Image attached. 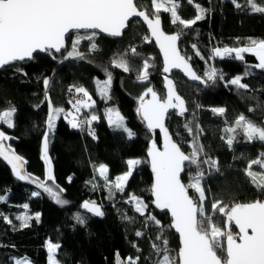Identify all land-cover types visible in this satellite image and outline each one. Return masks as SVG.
Here are the masks:
<instances>
[{
    "label": "trees",
    "instance_id": "trees-1",
    "mask_svg": "<svg viewBox=\"0 0 264 264\" xmlns=\"http://www.w3.org/2000/svg\"><path fill=\"white\" fill-rule=\"evenodd\" d=\"M195 2L211 11L206 12L204 19L197 21L191 28L183 29L179 42L180 53L186 58L191 57L189 63L198 75L203 77L204 73L215 68L221 69L224 79H217L215 83L208 81L207 86L200 87L188 84L180 75L173 73L176 90L185 100L189 111L184 116L171 113L167 128L182 151L190 153L193 136L189 135L184 124L193 119V113L196 114L195 123H199L203 129L198 144L203 145L205 153L216 159L219 166V172L212 169L209 175L206 171L205 180L202 181L206 190L204 207L214 219L222 222L223 218L218 213L211 212L213 201L231 205L259 197L245 169L251 158L264 152V142L255 140L249 143L238 131L230 147L221 137L227 138L224 129L242 113L264 125V70L249 67L257 64V59L251 54L244 53L242 61L229 57L221 59L214 56V49L245 46L250 39L264 40V14L237 10L231 0ZM178 12L183 19H192L197 15L195 3L189 5L187 0H181ZM160 16L166 33L176 34L182 28L170 22L169 13L162 12ZM144 36L148 34L143 25L133 20L120 40L96 34V52L89 51V41H81L79 50L86 55V59H63L61 54L57 59L46 54L35 55L31 61L9 65L0 72V111L11 106L17 109L13 128L0 124V131L10 137L3 143L27 161L25 172L42 182L47 179L41 159V144L47 132L49 112L44 80L47 78L50 81L47 95L53 106L66 111L72 110L67 102L68 88L83 86L95 104L88 111H82L80 116L94 113L99 117L91 125L95 129V139L88 134L87 125L85 130L73 129L63 117L57 120L53 131L49 133L48 154L55 183L47 181V184L54 191H57L56 185L64 189L59 193L61 199L69 202L64 206L57 204L35 183L18 180L11 165L0 157V196L7 197L6 202H0V264H12L10 257L24 256L30 258L33 264H46L48 241L61 244L58 258L63 264H114V254L117 252L121 257L140 255V264H151L146 257L151 253L150 243L155 241L159 229L155 225L145 228L144 217L134 211V204L125 203L135 195L149 205L146 214L156 216L164 226L171 223L168 215L153 205L151 196L152 174L146 153L153 140L159 146V136L145 127L137 113L139 97L148 87L164 97L161 59L155 46L146 42ZM71 39L72 36L68 39L67 50H70ZM194 44L196 49L192 47ZM131 45L137 48L138 56L131 54L132 47L128 51ZM197 49L204 59L195 55ZM126 53L132 67L130 72H124L112 64L114 59ZM145 59H149L153 66L149 68L148 81L140 82L137 73L142 71ZM246 67L252 75L243 76ZM16 68L23 69V72L16 71ZM106 71L111 73L112 83L109 98L102 99L96 91L95 81L106 79ZM237 75L243 76L242 82L249 86L247 90L237 89L233 85L224 86L225 81ZM197 105L201 107L197 108ZM214 107H224L226 112L223 115L215 114L211 111ZM250 107L254 111L249 112ZM109 108L118 110L124 117L126 127L134 133L131 138L109 126L105 119ZM128 159H139L141 163L133 170L124 191L113 189L115 195L110 199L109 188L97 169L100 164L106 165L109 183H114L117 176L127 171ZM187 171L181 176L184 183L188 182ZM253 171L261 169L253 166ZM32 192H39L40 195L32 196ZM190 195L196 194L190 190ZM84 201L102 205L105 215L97 217L87 212L82 207ZM24 204L28 205L27 209L23 208ZM125 211L136 218V223L122 219ZM77 212L87 217L85 225L74 220ZM25 214L31 217L27 227L16 221L17 215ZM36 214L40 216L38 222L35 220ZM4 217H8L12 223L6 222ZM231 229L236 233L233 225ZM136 230L145 231V236L137 237ZM168 239L170 247L178 251V239L172 229ZM134 243L142 252H136L132 246Z\"/></svg>",
    "mask_w": 264,
    "mask_h": 264
},
{
    "label": "snow or ice",
    "instance_id": "snow-or-ice-1",
    "mask_svg": "<svg viewBox=\"0 0 264 264\" xmlns=\"http://www.w3.org/2000/svg\"><path fill=\"white\" fill-rule=\"evenodd\" d=\"M150 2V7L148 6ZM189 5L195 3L197 15L192 19H183L178 12L181 6V0H0V69L5 66L13 65L18 61L35 59L34 54H46L52 59H57L55 53H60L63 59H86V55L79 50L81 41L90 42V52L98 51V45L95 42L96 32L88 30H99L110 37H121L125 30L130 27V21L135 18H141L143 23L150 30L151 37L159 45L163 53V72L169 73L171 69L178 68L192 81H199L200 84L207 86L208 81L215 83L217 79L223 80L224 73H218L215 68L204 73V76L198 75L189 64L191 57L186 58L181 55L177 42L183 34V29L191 28L197 21L204 19V14L210 12V8L203 7L195 0H187ZM231 3L237 10L249 11L251 13L264 14V0H231ZM170 13V22L173 25L179 24L182 28L176 34H166L161 28V13ZM80 30H85L80 34ZM72 33L74 38L71 42V50H67L66 40ZM143 39L149 42L148 36ZM193 49H196L194 44ZM54 50V52H53ZM63 50V51H62ZM132 55H139L136 47L130 49ZM234 53V56H233ZM244 53H249L256 57L258 64L249 67L264 70V40L250 39L248 44L240 47H223L214 49V56L221 59L225 57L236 60H244ZM125 56L114 59L112 64L123 69L124 72L132 71L130 61ZM195 55L201 56L197 49ZM63 62V61H61ZM149 59L142 63V71H138L137 79L140 82L148 81ZM16 71L23 72V69L16 68ZM26 75V73H24ZM107 79L101 84L97 80L99 94L102 99L109 98V90L112 83L111 73L105 72ZM252 75V72L246 67L243 76ZM243 76L237 75L231 80L225 81V87L228 85L236 86L237 89L247 90L249 86L243 83ZM206 77V79H205ZM167 93L161 97L152 87L139 97V107L137 113L146 122L150 131L159 129L163 133V150L157 147L153 140L148 150L150 157L151 170L154 173L155 181L151 192L154 197V204L157 209L167 211L171 215V223L164 226L162 222L154 215L146 214L149 205L143 200L132 195L125 203L134 204V211L141 217H144L145 228L151 225L158 227V233L155 241L150 243L151 253L146 259L151 264H264V171H253V166H258L264 170V152H260L256 158H251L246 166L245 172L251 178V183L255 186L259 197L249 202H234L231 205H225L223 201H213L211 212L218 213L222 219H214L213 215L206 212L204 202L206 200V190L202 185L205 180L206 171L211 174V170L219 172L218 161L211 158L204 151L203 145L198 144L199 136L203 129L199 123H195L196 114L193 113V119L186 121L184 128L193 136L192 150L185 153L179 143L174 142L165 126V118L169 109L177 110L176 114L184 116L189 109L185 106V100L176 92L172 79L165 77ZM49 79L44 80L46 90L45 99L49 105V112L46 119L48 131H52L55 121L63 113L65 119L73 129L80 128L85 130L87 125L88 134L95 139V133L91 128L93 121H98L99 117L92 113L90 116L81 117L79 114L82 109L94 107L95 102L92 96L83 86L73 85L68 89L72 92L82 93L86 99L75 98L70 100L73 111L65 112L64 108L55 107L50 97L47 95ZM150 95V99L145 100ZM201 107L197 105V108ZM17 109L14 106L7 110L0 111V124L6 125L9 129L13 128V117ZM211 111L218 115L226 112L224 107H214ZM254 111L253 107L249 112ZM107 122L114 130H122L131 138L134 133L129 130L124 123V117L118 110L111 108L105 113ZM70 117V118H69ZM194 125V126H193ZM227 133L226 143L231 147L238 131L245 137L246 141L251 143L255 140L264 142V125L254 122L251 118L240 114L234 122L224 129ZM10 139L4 131H0V157H3L11 165L13 174L18 180H27L29 183H35L37 188L43 189L54 198L57 204L64 206L69 202L61 199L59 193L64 191L59 185H56L57 191L48 186L47 181L55 183V177L52 174L51 159L49 158V137L46 132L43 137L42 159L48 166L47 180L42 182L24 171V165L27 163L23 157L17 155L15 151L6 148L4 141ZM128 170L116 177L114 183H109L108 167L100 164L98 173L105 181V186L109 188V198H114L113 189L123 192L125 184L133 174V170L141 163L139 159L127 160ZM207 166V168H205ZM187 171L188 182L182 181L181 173ZM71 182V177L68 178ZM96 185L93 184V188ZM192 190L196 195H190ZM40 195L39 192H32V196ZM7 197L0 196V202H6ZM115 207V205H113ZM82 207L87 212L97 217L105 215L102 205H97L94 201H84ZM28 208L27 204L23 205ZM31 217L27 214L17 215L16 219L22 222L23 227L28 226V220ZM74 220L85 225L87 217L77 212L74 214ZM6 222L12 223L8 217H4ZM39 214H36L35 220L38 222ZM122 219L128 223H136V218L129 216L125 211ZM239 229L234 233L231 225ZM171 229L179 234L180 247L178 251L170 247L168 235ZM250 230V233H249ZM137 237H144L145 231L136 230ZM226 241V245H225ZM137 253L142 252L137 244L132 245ZM14 247V246H13ZM61 244L46 242V264H63L58 258ZM13 264H33L27 256L10 257ZM114 264H140V255L135 257H121L117 252L114 254Z\"/></svg>",
    "mask_w": 264,
    "mask_h": 264
},
{
    "label": "water",
    "instance_id": "water-1",
    "mask_svg": "<svg viewBox=\"0 0 264 264\" xmlns=\"http://www.w3.org/2000/svg\"><path fill=\"white\" fill-rule=\"evenodd\" d=\"M199 1H200V2H203L204 0H199ZM133 20H137V21H139V22L143 25V27L145 28V30H146V32H147V34H148L149 42L152 43V44L155 46V49H156V51L158 52V54H159V56H160L161 63H162L161 75H162V82H163L164 97L166 96V93H167L165 77H168V78H170V79L173 80V77H172V74H173V73H176V74L180 75V76H181V77H182V78H183L188 84H190V85H197V86H200V87H205V85L200 84L199 81H192V80H190V79H189V78L183 73V71H182L181 69L173 68V69H171V71H170L169 73H164V72H163V66H164L163 53L160 51L159 45H157L156 42H155V39L151 37L150 30L147 28V25L143 23V21H142L141 18H135V17H134V18L132 19V21H133ZM132 21H130V23H131ZM161 28H162V24H161ZM127 30H128V29H126L125 32H126ZM162 30H163V28H162ZM88 31H89V32L95 31L96 34H98V35H100V36H103V37H106V38H110V39H114V40H120V39L123 38V35H124V34H123L121 37H116V38H114V37H110V36H108V35L105 34V33H101L98 29H97V30H88ZM163 31H164V30H163ZM84 32H85V30H80V34H84ZM125 32H124V33H125ZM164 32H165V31H164ZM165 33H166V32H165ZM166 34H168V33H166ZM169 35H171V34H169ZM71 36H73L72 33L69 34V38H70ZM69 38H68V39H69ZM68 39L66 40L67 45H68ZM179 42H180V40L177 42L178 49H179ZM62 51H63V50H62ZM53 52H54V50H53ZM35 55H43V54L38 53V54H34V56H35ZM55 55H56V56H59L60 53H55ZM28 61H31V60L18 61V62H15V63H24V62H28ZM15 63H14V64H15ZM189 64H190V63H189ZM190 66H191V64H190ZM6 67H7V66H5L3 69H0V72L3 71ZM191 67H192V66H191ZM173 82H174V80H173ZM174 85H175V82H174ZM175 89H176V87H175ZM176 92H177V90H176ZM177 93H178V92H177ZM150 98H151L150 95H149V96H146V97H145V100H148V99H150ZM185 106H186V104H185ZM176 111H177V110L169 109V113H168V115H167L166 118H165V126H166V127H167V120H168L169 115H170L171 113H175V114H176ZM176 115H177V114H176ZM177 116H180V115H177ZM139 117H140V119L142 120V122L144 123L145 127L147 128L146 122L143 121V119H142V117H141L140 115H139ZM147 129H148V128H147ZM152 132H155V133L158 134V136H159V146L157 145V147H158L160 150H163V133H161L159 129H155V130L152 131ZM173 141H174V140H173ZM174 142H175V141H174ZM150 147H151V144L149 145V148H150ZM148 150H149V149H148ZM146 158H147V160H148L149 169H150L151 174H152V186H153L154 181H155V177H154V173H153L152 170H151L150 157L148 156V151H147V153H146ZM182 175H183V173H181V176H182ZM151 196H152V203H153V205L155 206V204H154V202H153V201H154V197H153V195H152V192H151ZM159 210H160V209H159ZM160 211H161V210H160ZM161 212H165V213L168 215V217H169V219H170V221H171V215H170V213H168L166 210H165V211H161ZM232 225L234 226L236 233H238V232H239V229L235 227L234 223H233ZM172 231H173L174 235L177 237V239H178V243H179V247H180V238H179V234L176 233L174 229H172ZM249 233H250V230H249ZM250 234H251V233H250ZM225 245H226V241H225Z\"/></svg>",
    "mask_w": 264,
    "mask_h": 264
},
{
    "label": "rangeland",
    "instance_id": "rangeland-1",
    "mask_svg": "<svg viewBox=\"0 0 264 264\" xmlns=\"http://www.w3.org/2000/svg\"><path fill=\"white\" fill-rule=\"evenodd\" d=\"M170 14V13H169ZM72 38H74V36H72ZM71 42H72V39H71ZM70 50H71V43H70ZM234 54V53H233ZM247 54H249V53H247ZM259 63V61L257 60V64ZM107 79V78H106ZM106 79H104V80H99L100 82H101V84L106 80ZM95 87H96V91H97V93L99 94V90H98V85H97V80L95 81ZM111 87V86H110ZM99 96H100V94H99ZM101 97V96H100ZM84 99H86V98H84ZM84 110H86V111H88L89 109H82L81 110V112L82 111H84ZM68 111V110H67ZM66 110H65V112H67ZM71 111H73L74 112V109L72 108V110ZM81 114V113H80ZM79 114V115H80ZM60 117H63L64 119H65V116H64V114L62 113L61 115H60ZM59 117V118H60ZM59 118H57V120L59 119ZM70 118V117H69ZM105 119H106V121H107V117H106V115H105ZM57 120L55 121V124H56V122H57ZM67 122H68V120L67 119H65ZM94 122V121H93ZM108 123V122H107ZM71 126V125H70ZM126 126V125H125ZM55 127V126H54ZM112 129H113V127H111ZM54 129V128H53ZM53 129H52V131H53ZM52 131H48V129H47V133H48V136H49V133H51ZM118 131H120V132H123L122 130H118ZM125 135H126V137L127 138H129L128 137V135H127V133H125V132H123ZM4 145L6 146V148H10L11 150H12V148L10 147V146H8V145H6L5 143H4ZM13 151V150H12ZM42 154H43V140H42V144H41V157H42ZM49 158H50V156H49ZM42 159V158H41ZM42 161H43V159H42ZM43 164H44V171H45V178L47 179V169H48V166L44 163V161H43ZM24 167V166H23ZM127 170H128V168H127ZM25 171V170H24ZM261 171H264V170H262L261 169ZM124 174V173H123ZM122 174V175H123ZM126 185V184H125ZM16 221L22 226V222L20 221V220H17L16 219ZM13 264V263H12Z\"/></svg>",
    "mask_w": 264,
    "mask_h": 264
},
{
    "label": "built area",
    "instance_id": "built-area-1",
    "mask_svg": "<svg viewBox=\"0 0 264 264\" xmlns=\"http://www.w3.org/2000/svg\"><path fill=\"white\" fill-rule=\"evenodd\" d=\"M131 47H132V45L128 48V51H129V49H130ZM216 70H217L218 73L221 72V69H216ZM69 88H70V87H69ZM69 88H68V89H69ZM67 93H68V97H67V102H68V103H69L70 100L74 101L75 98H81V99H83V94H82V93H76V92H75V89H73L72 92H69V91L67 90ZM69 104H70V103H69ZM70 105H71V107H72V104H70ZM92 130L95 131L94 128H92Z\"/></svg>",
    "mask_w": 264,
    "mask_h": 264
},
{
    "label": "crops",
    "instance_id": "crops-1",
    "mask_svg": "<svg viewBox=\"0 0 264 264\" xmlns=\"http://www.w3.org/2000/svg\"><path fill=\"white\" fill-rule=\"evenodd\" d=\"M256 58V57H255ZM71 111V110H70Z\"/></svg>",
    "mask_w": 264,
    "mask_h": 264
}]
</instances>
